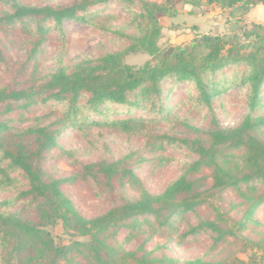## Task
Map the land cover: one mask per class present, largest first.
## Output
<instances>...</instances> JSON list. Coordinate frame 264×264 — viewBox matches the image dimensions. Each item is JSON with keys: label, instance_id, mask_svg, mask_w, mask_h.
<instances>
[{"label": "trees", "instance_id": "16d2710c", "mask_svg": "<svg viewBox=\"0 0 264 264\" xmlns=\"http://www.w3.org/2000/svg\"><path fill=\"white\" fill-rule=\"evenodd\" d=\"M175 1L201 3V0ZM114 2L128 13V23L114 30L95 23L96 10L92 9ZM172 2L46 0L28 5L22 0H0V35L14 33L18 26L26 39L24 44H16L17 57L20 52L25 57L20 64L18 61L17 73H24L30 64L35 67L32 76L38 73L44 43L54 32L61 33V40H66V22L95 27L123 40L126 46L120 52L92 59L82 57L70 65L59 58L54 69L42 75L39 83L34 81L27 86L15 78L12 84L0 87V194L14 193L9 198H0V264H211L201 258L180 261L162 251L157 255L165 244L147 251L145 246L152 234L131 250H125L115 237L122 230L130 231L127 240L141 236L135 234L141 232V220L154 233L175 229L179 240L207 234L211 247L215 248L236 236L233 227L216 220L194 222L193 217L182 224L177 218L196 216L199 207L208 206L216 219L226 221L210 198L234 189L249 203L242 218L234 223L241 230L264 205V141L259 137L264 128V113H258L264 108V35L260 34L264 27L253 25L251 30H244L246 44L235 39L204 37L164 56L158 45L162 30L158 19L170 13ZM205 2L217 4L233 23L264 4V0ZM128 30L133 34L125 35ZM137 51L150 55L153 63L139 68L124 64V57ZM240 66L243 70L239 74L234 71L224 74L226 69ZM217 74L233 82L219 90L220 79L209 83V78ZM183 85L191 88L187 100L194 96L192 101L207 109L229 89L245 88L248 111L233 128H220L211 114L212 125L202 132L191 125L188 117H180L181 112L168 109L169 96ZM53 104L59 105L58 111L25 118L24 111ZM184 105L182 102L181 106ZM135 110L147 111L150 116L135 115ZM125 111L132 115L127 116ZM15 112L20 113L17 119L8 118ZM160 124L166 128H159ZM98 128L141 135L144 143L122 157L82 164L65 177H57L45 169L46 160L56 150L70 158L78 156L79 147L60 145L59 138L64 132L77 130L86 137ZM191 131L197 134L191 137L188 133ZM168 147L183 148L190 160L182 165L176 179L160 192L152 193L136 175L135 167L148 163L150 157H158ZM204 170L210 172V186L205 182L206 176L201 175ZM79 181L105 186L106 194L111 196L115 192L121 198L103 214L84 218L62 188ZM238 207L239 204L233 205ZM59 221L67 231L88 239L65 246L55 244L49 227ZM233 264L248 263L236 259Z\"/></svg>", "mask_w": 264, "mask_h": 264}, {"label": "rangeland", "instance_id": "374dc122", "mask_svg": "<svg viewBox=\"0 0 264 264\" xmlns=\"http://www.w3.org/2000/svg\"><path fill=\"white\" fill-rule=\"evenodd\" d=\"M45 1L22 0L24 4L28 5L42 4ZM56 1L60 3L64 0ZM149 1L162 3L164 0ZM193 1L195 2L196 0ZM170 7V13L158 19L159 26L162 29L158 45L163 55L169 48H172L171 54L179 49L189 47L192 42L200 41L204 37L235 39L246 44L248 42L243 36L244 30H251L253 25L264 27V9L261 18H259L260 8L254 10L257 6L246 15L239 17L238 23L234 22L237 27L233 29L230 28V24L233 23L232 19H229L226 11L223 12L217 4L208 5L205 0H201L200 4L194 5L173 0ZM258 7H261V4ZM92 10H96L94 11L95 23L112 30L126 25L129 20L128 13L123 6L115 2ZM256 19L259 20L258 23H255ZM64 29L66 40H61L63 37L61 33L54 32L44 43L43 53L39 57L37 65L38 73L35 74L37 76H32L35 67L31 64L28 65L24 73H17V63L19 61L20 64L25 57L21 55V52L17 57L16 48L18 49L20 45L26 42V39L20 33L19 27H16L14 33L0 35V87L12 84L15 78L27 86L32 85L34 81L39 83L42 80V75L54 69L56 60L59 58L65 64L70 65L82 57L97 58L105 53L120 52L126 47L123 40L89 25L66 22L64 23ZM260 31V34L264 35V29ZM124 34L131 35L133 31L128 30ZM16 44H19V46ZM123 62L128 66L139 68L148 62L153 63V58L145 52L137 51L126 55ZM241 70H243L241 66L234 70L226 69L224 74L228 75L232 71L239 74ZM218 79L221 81L219 90L226 88L225 84L233 82V80H223L217 74L215 77L209 78V83ZM190 89L186 85L176 87L167 100L168 109L172 108L173 113L181 112L180 117H188L191 125L202 132L209 130L211 127V114L215 117L216 123L220 128H233L239 124L248 111L247 90L245 88L235 86L217 96L212 101L211 112L209 111L210 109H207L202 104L192 101L194 96L189 97L191 102H189V99L187 100ZM186 100L187 102H185ZM262 101L264 104V100ZM182 102L185 103L184 106H181ZM58 109L59 105L53 104L52 107L50 105L36 106L24 111V113L26 119H31L36 115L56 112ZM134 112L135 115L150 116L147 111L143 113L140 110H135ZM258 113H264V108ZM19 114V112H15L8 115V118L17 119ZM125 114L127 116L132 115V112L125 111ZM126 115H117L116 117L120 118ZM25 123L26 125L29 124V122ZM158 127L161 129L166 128L164 124H160ZM188 133L191 134V137L197 134L195 132L192 133V131ZM82 134V132L77 130L64 132L59 138L60 145L63 148L79 147L78 156L70 158L63 155L61 151L56 150L46 160L45 169L52 171L57 177H65L76 172L82 164L98 162L103 158L111 160L122 157L128 151L142 147L144 143L141 135L131 136L113 133L103 128L93 129V132L86 135V137H82ZM259 137L264 141V128L260 130ZM189 156L188 152L183 148L172 149L168 147L164 152L159 153L158 157L148 158V163L136 166V175L148 191L158 193L181 174V167L190 160ZM161 158H164L163 162L159 161ZM201 175L206 176L205 182L210 186V172L204 170ZM103 187H96L80 181L71 186L67 184L62 186L64 192L73 199L80 214L87 219L103 214L116 201L120 200L121 197L118 193L114 192L110 196L105 193ZM241 190L244 191L245 187H241ZM130 193L133 194L132 191ZM13 194L12 192H3L0 194V198L6 199L13 196ZM210 202L214 204V207L221 214L225 215L226 221L224 219H216L215 213L208 206L199 207L196 211V216H179L177 221L183 224V221L193 217L194 222L199 219L216 220L223 226L233 227L236 231V236L229 237L226 243L220 244L215 248L211 247L212 242L207 234L193 235L179 240L175 229L154 233V231L148 229L146 222L141 220V232L139 230L135 231V234L141 233V236L127 240L130 231L122 230L117 234L115 240L125 250H131L141 244L144 238H150L152 234L145 246L147 251L153 250L155 245H166V247L157 251V255L162 251L165 255L180 261L201 258L204 262H210L211 264H233L236 259L248 264H264V205L252 216L253 221L248 222L246 228L238 230L239 225L234 223L242 218L243 212L249 204L240 198L239 191L228 189L221 193H215L210 198ZM238 204V208H233V205ZM49 231L55 244L59 246L70 245L73 241H85L88 239V237L80 236L73 231H67L60 221L55 226L49 227ZM251 256H253L252 262H250Z\"/></svg>", "mask_w": 264, "mask_h": 264}, {"label": "crops", "instance_id": "0c3cea01", "mask_svg": "<svg viewBox=\"0 0 264 264\" xmlns=\"http://www.w3.org/2000/svg\"><path fill=\"white\" fill-rule=\"evenodd\" d=\"M259 8H260V9H259ZM256 9H257V10L259 9V13H258V14H259V18H261L262 14H263L264 5H261V7H258V6H257L254 10H256ZM258 14H256V15H258ZM255 21H256L255 23H258V22H259L258 19H256ZM260 22H261V21H260ZM259 24H260V23H259Z\"/></svg>", "mask_w": 264, "mask_h": 264}, {"label": "water", "instance_id": "95a60500", "mask_svg": "<svg viewBox=\"0 0 264 264\" xmlns=\"http://www.w3.org/2000/svg\"><path fill=\"white\" fill-rule=\"evenodd\" d=\"M235 27H237V25H236L235 23H231V24H230V28L233 29V28H235ZM171 51H172V48H169L168 51L164 54V56L169 55Z\"/></svg>", "mask_w": 264, "mask_h": 264}]
</instances>
